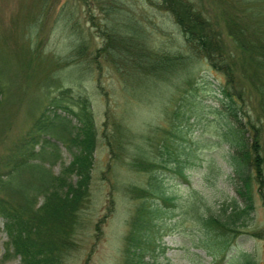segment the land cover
Listing matches in <instances>:
<instances>
[{
    "label": "rangeland",
    "instance_id": "rangeland-1",
    "mask_svg": "<svg viewBox=\"0 0 264 264\" xmlns=\"http://www.w3.org/2000/svg\"><path fill=\"white\" fill-rule=\"evenodd\" d=\"M191 1L225 50L241 58L243 50L231 35L233 21L242 16L243 32L254 39L249 34L254 24L244 8L249 6L246 13L260 11L256 20H264V2L258 9L252 0ZM158 2L0 0V159L56 94V87L70 88L87 100L94 137L89 195L60 264H122L123 239L140 201L134 188H147L152 177L159 179L173 204L168 217L160 219L163 252L158 264H243L246 256L253 264H264V125L258 151L262 175L255 180L251 162L240 161L251 138L240 133L244 144H237L241 137L220 104L218 89L225 76L186 44ZM110 24L122 32L135 29L151 55L167 56L162 76L139 74L134 63L120 64L109 50L96 55V49L117 46V40L107 42L102 32ZM77 49L79 55L74 54ZM235 69L239 85L246 86L248 105L242 109L247 116L264 114V68L240 69L236 64ZM57 144L59 158L49 164L53 173L70 160L63 144ZM14 175L18 190L28 175ZM246 179L251 204L247 215L240 212L244 202L236 190L245 191ZM36 197L38 204L41 196ZM5 240L0 218V264H19L4 249Z\"/></svg>",
    "mask_w": 264,
    "mask_h": 264
},
{
    "label": "trees",
    "instance_id": "trees-1",
    "mask_svg": "<svg viewBox=\"0 0 264 264\" xmlns=\"http://www.w3.org/2000/svg\"><path fill=\"white\" fill-rule=\"evenodd\" d=\"M252 1L256 2L258 9L259 2H264ZM160 3L180 28L186 44L202 54L214 71L225 76L224 84L218 86L222 96L220 104L237 129L236 137L237 133L240 137V133L249 134V147L247 151L244 148V152H241L240 161H250L253 177L260 180L262 157L258 153L259 133L264 125V114L247 116L246 110L242 109L248 105L246 86L239 85L235 75L236 64L240 69L264 68V20H256L260 11L246 13L249 9L246 6L243 12L254 24L253 31L249 33L254 39L246 37L248 34L244 33L247 30L243 18L236 14V21H233L236 28L231 35L235 44L243 50L242 57L238 58L225 50L209 20L191 0H160L158 5ZM134 27L129 28L132 30ZM122 31L115 24L102 30L107 42L115 44L114 41L117 40L118 43L115 48L109 45V49L105 46L96 49V55L109 50L112 56L120 59V64L122 61L134 63L133 70L139 74L162 76L160 72L165 69L162 64H167L170 59L167 56L154 57L156 54L152 51L151 55L146 47L141 46L135 29L132 30L135 33ZM128 47L134 51L132 54L128 52ZM74 54L79 55L80 50H75ZM242 73L245 77L249 76ZM56 88V94L39 115L33 118L24 135L0 159V218L6 237L3 245L6 251L18 256L19 264H60L63 251L72 244L71 238L79 223L78 213L85 206L89 195L93 119L83 95L70 88ZM263 104L264 98L260 106ZM238 112H242V118L238 116ZM56 141L63 144L70 160L61 164L57 173H53L49 164L59 158ZM239 143L244 144V137L237 141L238 145ZM231 157L235 159L237 155L233 154ZM18 171L27 173L28 179L22 182L23 186L18 190H14V174ZM32 181L39 183V186L31 184ZM147 184V188H134V197L140 201L128 222V230L123 239L122 264H158L157 256L163 251L159 242L162 236L160 219L168 217L169 206H173L172 198L163 192L157 177L149 179ZM242 184L245 191L239 188L236 190L244 202L240 212L247 215L251 209L248 180H243ZM6 187H10L11 193L6 191ZM28 189L32 193L25 191ZM37 194L41 196L38 204ZM208 220L218 222L212 217H207ZM254 236L260 238L258 234ZM260 239L264 240L263 234ZM244 258L243 264H253L248 256Z\"/></svg>",
    "mask_w": 264,
    "mask_h": 264
},
{
    "label": "bare ground",
    "instance_id": "bare-ground-1",
    "mask_svg": "<svg viewBox=\"0 0 264 264\" xmlns=\"http://www.w3.org/2000/svg\"><path fill=\"white\" fill-rule=\"evenodd\" d=\"M141 29H142V26H141ZM141 29H139V30H141ZM142 31V30H141ZM145 30H143V32H144ZM146 32V31H145ZM138 34H139V31H138ZM141 34V33H140ZM139 34V35H140ZM142 35H145V33L143 34L142 33ZM144 38V37H143ZM129 40V39H128ZM144 40H147V39H144ZM138 41H141V39L139 40V38H138ZM143 41V40H142ZM141 43V42H140ZM143 43H145V41L143 42ZM142 44V43H141ZM30 45V44H29ZM144 45V44H143ZM142 46V45H141ZM25 47V46H24ZM30 47H31V45H30ZM36 47V46H35ZM27 48H29L28 46H27ZM25 49V48H24ZM37 50H38V47H37ZM131 51H132V49H131ZM34 52H35V50H34ZM34 52H33V54H34ZM27 53V52H26ZM28 56H29V54H28ZM27 57V56H26ZM27 59V58H26ZM25 60V59H24ZM22 61V60H21ZM22 63V62H21ZM27 63H28V59H27ZM26 65V64H25ZM20 66H21V64H20ZM23 66V65H22ZM4 67V66H3ZM5 68V67H4ZM19 68V67H18ZM6 69V68H5ZM5 69H3V70H5ZM8 69V68H7ZM10 69V68H9ZM13 69V68H12ZM12 69H10V71L12 70ZM7 72H9L8 70H7ZM15 72V71H14ZM5 73V72H4ZM13 73V72H12ZM14 74V73H13ZM17 75V74H16ZM15 76V75H14ZM13 79V78H12ZM15 79V78H14ZM9 81V80H8ZM10 82V81H9ZM12 82V81H11ZM15 82V81H14ZM17 83V82H16ZM24 86V85H23ZM23 86H22V89H23ZM26 88V87H25ZM21 93H22V91H20ZM20 93V94H21ZM42 174V173H41ZM30 177H32V176H30ZM29 177V178H30ZM23 178V177H22ZM28 178V177H27ZM33 178V177H32ZM38 179V178H37ZM24 181V180H23ZM25 182H26V180H25ZM28 182V181H27ZM22 183V182H21ZM29 183V182H28ZM34 182L32 181L31 182V184H33ZM23 184V183H22ZM34 184H36V185H38L39 183H34ZM30 186V185H29ZM39 186V185H38ZM23 189V188H22ZM24 191V190H23ZM26 191V190H25Z\"/></svg>",
    "mask_w": 264,
    "mask_h": 264
}]
</instances>
